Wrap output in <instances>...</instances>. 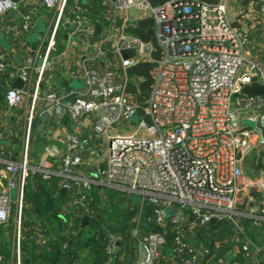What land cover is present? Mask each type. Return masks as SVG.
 <instances>
[{
  "label": "built area",
  "instance_id": "2783aa9c",
  "mask_svg": "<svg viewBox=\"0 0 264 264\" xmlns=\"http://www.w3.org/2000/svg\"><path fill=\"white\" fill-rule=\"evenodd\" d=\"M99 1L109 14L96 37L79 5L67 12L66 0H0V16L24 12L21 29L5 21L4 34L14 41L32 27L23 5L35 2L52 14L36 45L22 46L24 62L13 74L19 89L4 80L0 56V247L9 254L7 264L21 262L24 186L34 175L56 177L58 189L70 192L69 205L87 220L92 187L136 196L139 207L150 205L147 221L162 230L133 229L131 264H156L166 226L169 263L200 264L208 250L190 244L188 232L220 221L235 230L230 242L238 252H251L250 264H259V249L242 235L239 222L264 225V140L242 124L252 111L264 129V97L239 90L252 81L264 86V64L250 55L249 30L241 20V8L248 7L264 18V0H164L156 6L147 0ZM228 4H235L233 17ZM143 18L151 19L157 58L150 43L128 33ZM58 31L65 41L77 37L82 49L68 74L80 87L65 94L43 87L55 65ZM121 51L132 56L122 58ZM141 62L152 65L143 99L137 79L128 75ZM126 84L134 94L124 92ZM40 139L46 144L34 158L33 143ZM32 230L33 240L43 239L38 228ZM213 264L225 263L217 258Z\"/></svg>",
  "mask_w": 264,
  "mask_h": 264
},
{
  "label": "trees",
  "instance_id": "16d2710c",
  "mask_svg": "<svg viewBox=\"0 0 264 264\" xmlns=\"http://www.w3.org/2000/svg\"><path fill=\"white\" fill-rule=\"evenodd\" d=\"M151 6H156L164 0H147ZM212 2L214 0H201ZM248 1V0H247ZM76 0H66V11L72 8ZM90 22H97L101 26L106 24V16L109 14L107 5L90 3L81 7L79 13ZM128 33L141 41L152 45L153 57L157 58L159 50L155 44L150 18L137 20L128 29ZM64 38L58 31V42ZM151 64L141 62L128 70V75L137 79L139 99L147 95L150 84L149 71ZM257 166L262 167L260 159ZM58 179L52 177L42 180L38 176H28L24 186V232L20 243L21 253L26 260L20 264H125L133 255L135 239L131 235L135 227L140 233L159 232L158 227L147 218L151 216V206L133 200V197L123 193L92 187L89 195L92 198L89 210L93 213L86 223H82L80 209L69 205L70 192L60 195L58 193ZM240 227L242 235L250 243L261 247L264 242V225H253L248 219H241ZM38 228L43 239L35 241L32 238V228ZM166 244L156 264H171L166 258L169 248V233L166 226ZM235 230L226 221L212 222L197 225L188 232L190 244L206 248L208 253L203 255L201 263L213 264L216 258L225 264H243L242 255L227 258L225 255L233 243ZM242 235L238 237L241 238ZM220 249L215 250L214 246ZM1 246V245H0ZM3 246V245H2ZM112 248V252L107 250ZM1 262L7 264L9 254L4 247H0ZM259 252H262L259 251ZM258 252V254H259ZM216 257L210 259L212 255ZM259 264H264L260 262Z\"/></svg>",
  "mask_w": 264,
  "mask_h": 264
},
{
  "label": "crops",
  "instance_id": "0c3cea01",
  "mask_svg": "<svg viewBox=\"0 0 264 264\" xmlns=\"http://www.w3.org/2000/svg\"><path fill=\"white\" fill-rule=\"evenodd\" d=\"M100 3L99 0H76V5H79L81 8L82 6L89 5L90 3ZM23 9L27 12L30 16L32 27H30V31L35 32L31 35L35 36V41L30 42L29 36L27 33H21V36L18 37L16 41L12 40L13 37L4 34L6 32L4 28L5 21H10L12 25H17L16 21L9 17L8 14H4L0 16V56L3 59V62L6 66L4 80L12 86V83L15 81L13 78L14 70L23 64L24 62V51H23V44H29L31 46H35L37 43V39L42 37L46 29L50 26V21L52 14L46 10H44L40 5L35 2H32L29 5H23ZM249 8V7H248ZM248 8H241L243 11V16L245 18H241L242 22L244 23L245 27L249 30V38H250V47L249 53L255 59H258L264 64V18L258 17L256 15L255 10L251 11ZM71 8L68 9L67 12L70 11ZM43 22L44 32L36 31V26L39 21ZM95 25L99 26L100 24L97 22H92ZM101 29V28H100ZM5 30V31H4ZM94 30V28H93ZM102 33V32H101ZM101 33H98L96 37L101 36ZM36 34V35H35ZM254 36V37H250ZM1 40L4 41V44L1 43ZM58 48L55 50L54 59L55 65L46 75V83H44L43 87L49 86L51 90H54L58 94H65L68 92L69 89H77L70 86L72 80L69 79V72L73 70L76 64L79 61L80 54L82 53V49L80 46V42L77 37H72L68 41L60 39L58 42ZM245 120L250 122H254V112L249 111L246 115ZM52 143V142H49ZM46 144L43 142L42 139L37 140L33 143V154L32 156L36 158L39 153H41L43 145ZM38 148V149H37ZM84 174L90 175L91 168L88 166H84L82 168ZM192 237H188L190 241ZM215 250L220 249L219 246H214ZM260 250V247L258 248ZM239 247L236 245H232L230 249L226 252L227 258L235 257L236 255H242L239 252ZM212 257H216L214 254ZM249 262L251 263V259L253 258V254L247 255ZM243 258V256H242ZM217 259V258H216ZM214 263V262H213ZM249 263V264H250ZM200 264H205L200 263Z\"/></svg>",
  "mask_w": 264,
  "mask_h": 264
},
{
  "label": "water",
  "instance_id": "95a60500",
  "mask_svg": "<svg viewBox=\"0 0 264 264\" xmlns=\"http://www.w3.org/2000/svg\"><path fill=\"white\" fill-rule=\"evenodd\" d=\"M13 1H16V0H13ZM8 16L13 18L16 23H17V26L19 29H21V23H22V17L24 16V12L20 9V8H17L16 10H9L8 11ZM149 16V14H148ZM102 30L99 28V26L95 25L94 26V35H97L98 33H101ZM120 56L122 58H126V57H131L132 56V53L131 52H128V51H121L120 53ZM12 87L13 88H17L19 89L21 87V83L19 80H15L13 83H12ZM124 92L125 93H129V94H134L135 92V88L132 84H126L124 86ZM239 95H242V96H246V97H264V86L252 81L251 83L249 84H244V85H240V90H239ZM0 100H1V94H0ZM244 124V123H243ZM246 126V125H244ZM248 127V126H246ZM248 128H255L258 132H259V135L261 137L262 140H264V129L260 126L258 120L256 119L254 122H251V125L250 127ZM58 193L60 195H64L65 194V190L60 188L58 189ZM81 221L82 223H86L87 222V218L86 217H82L81 218ZM212 223V222H210ZM134 259V255H131L128 260L126 261L125 264H131L132 261ZM21 260L22 261H25L26 260V256L25 255H21Z\"/></svg>",
  "mask_w": 264,
  "mask_h": 264
},
{
  "label": "rangeland",
  "instance_id": "374dc122",
  "mask_svg": "<svg viewBox=\"0 0 264 264\" xmlns=\"http://www.w3.org/2000/svg\"><path fill=\"white\" fill-rule=\"evenodd\" d=\"M234 5H235V4H233V5L228 4V5H227V13H228L229 17H233V15H234V13H235V6H234ZM35 28H36V31L43 33V32H44L43 22L40 20V21L37 23V26H36ZM32 33H35V32H32ZM32 33H31L30 29H29L27 35H30V36H29V41H30V42H32V41L34 42V41H35V36H34V35H31ZM35 35H36V34H35ZM250 37H254V36H250ZM1 43L4 44V41L1 40ZM54 49L57 50V49H56V45H55ZM70 86L73 87V88H79V87H80V84H79L78 81H75V80H74V81H72V82L70 83ZM132 121L135 123V122H136V118H133ZM243 123H244V124H243ZM242 124H243V125H246V126H248V127H250L251 122L245 120V121L242 122ZM99 143H100V145H101V148H105V147L107 146V145L105 144V142L102 141V140H101ZM256 145H259V140L256 141ZM37 149H38V148H37ZM104 157H105V153H104L101 157L97 158V160H98V161H102V160L104 159ZM248 172H249V170H248ZM133 200H134V201H139V198L136 197V196H134V197H133ZM260 246H261V247H260V250H259V251L262 250V252H259V254H257V256L255 257L257 263L264 262V242H263V241L260 243ZM247 259H248V257H247L246 255H244V257H243V264H249V263H250L249 260H247Z\"/></svg>",
  "mask_w": 264,
  "mask_h": 264
}]
</instances>
